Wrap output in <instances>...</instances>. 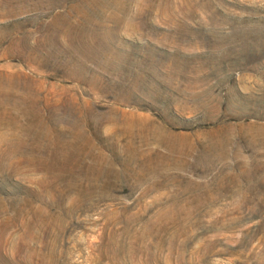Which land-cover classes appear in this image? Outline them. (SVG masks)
I'll return each instance as SVG.
<instances>
[{"label": "rangeland", "instance_id": "1", "mask_svg": "<svg viewBox=\"0 0 264 264\" xmlns=\"http://www.w3.org/2000/svg\"><path fill=\"white\" fill-rule=\"evenodd\" d=\"M0 264H264V0H0Z\"/></svg>", "mask_w": 264, "mask_h": 264}, {"label": "bare ground", "instance_id": "2", "mask_svg": "<svg viewBox=\"0 0 264 264\" xmlns=\"http://www.w3.org/2000/svg\"><path fill=\"white\" fill-rule=\"evenodd\" d=\"M57 19V18H56Z\"/></svg>", "mask_w": 264, "mask_h": 264}]
</instances>
